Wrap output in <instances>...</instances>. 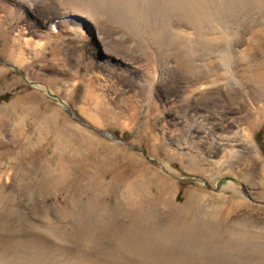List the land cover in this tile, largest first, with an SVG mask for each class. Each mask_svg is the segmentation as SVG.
Listing matches in <instances>:
<instances>
[{
  "label": "bare ground",
  "instance_id": "1",
  "mask_svg": "<svg viewBox=\"0 0 264 264\" xmlns=\"http://www.w3.org/2000/svg\"><path fill=\"white\" fill-rule=\"evenodd\" d=\"M43 1L47 0L39 4L44 6ZM56 1L69 13L52 20L50 13L33 9L38 0H0V55L24 70L25 79L34 84L33 91L0 103V144L17 140L25 145L23 152L26 148L31 153L30 143L39 154L27 152L28 157L24 154L14 169L10 167L13 173H1L0 264H58L59 258L68 264H143L159 260L155 257L159 253L175 260L184 250L196 255L201 238L213 246L231 248L235 258L229 264H234L235 239L228 236L238 232L234 230L240 223L235 217L220 218L226 212L236 211L238 217L240 213L210 202L202 187L187 190L184 201L179 200L181 186L175 178L179 170L172 161L179 160L185 169L197 173L227 176L222 191L234 183L264 185V153L255 133L264 125V0ZM69 38L82 43L73 44ZM101 45L108 54L102 55ZM84 65L87 69L82 71ZM11 72L0 63V79ZM80 83L85 91L76 102ZM217 84L227 88L224 102L246 105L244 113L222 119L216 110L206 113L193 105L198 92H208ZM46 92H54L57 102L50 101L53 106L42 109L37 93L44 99ZM72 100L81 115L72 110ZM175 104L192 107L191 114L183 119L174 115ZM220 104L224 112L226 104ZM144 111V130L154 135L149 150L160 157V150L164 152L163 167L149 165L134 151H126L129 158L112 164L121 147L104 140L96 130L108 124L132 128ZM162 115L167 121L159 124ZM28 123L35 126L33 136L26 131ZM101 143L106 144V153L100 152ZM48 145L57 158L58 181L54 183L63 191L67 186L70 195L65 209L61 205L63 212L80 202L88 206L89 218L98 215L100 219L107 196L116 194L121 202L114 218L105 217L110 224L101 230L57 228L67 238L65 247L52 246L48 229L38 224L45 217L48 200L46 175L53 170L44 157ZM243 153L245 161L240 158ZM137 160L143 166H135ZM255 160L262 164L259 181L249 171ZM108 165L114 171L106 181ZM131 165L130 172L119 170ZM81 175L85 182L79 180ZM9 179L14 182L10 188ZM99 180L107 184L100 188ZM32 189L34 204L29 200ZM193 214L201 221L195 237L185 239L181 233L163 237L168 225L179 219L188 221ZM77 223L85 225L86 220L79 217ZM146 230L161 232V241L145 243ZM221 231L229 235L220 238ZM165 243L173 247L165 248ZM50 245L60 254L47 256L54 254L47 249ZM152 255L154 260H150Z\"/></svg>",
  "mask_w": 264,
  "mask_h": 264
},
{
  "label": "rangeland",
  "instance_id": "2",
  "mask_svg": "<svg viewBox=\"0 0 264 264\" xmlns=\"http://www.w3.org/2000/svg\"><path fill=\"white\" fill-rule=\"evenodd\" d=\"M40 2H41V0H38V3L33 5V9L36 10L37 8L38 9L41 8L40 11L43 10V12H45V13H47V12L50 13L51 14L50 19H52V20H55L56 19L55 17L61 16L63 14L65 15V13L68 12L67 9L65 10V8L62 7L63 4L58 3L56 0H47L46 2L43 1L44 6L39 4ZM259 27L260 26H258L256 28H259ZM69 41L72 42L73 44L82 43L81 41H79L76 38H69ZM101 47H102V55L109 53L107 48L105 49L104 45H101ZM122 48L124 49V46H122ZM110 49L112 50L114 48H110ZM121 54L127 56V57H125V56H123V57L129 59L128 58L129 55L124 54V53H121ZM116 55L118 56L119 54L116 53ZM146 61L147 60H145L144 62H146ZM7 62L8 61L5 60L4 56L0 55V63L6 64L7 66H9L11 71H12L11 73L7 74L5 77L0 79V103L10 101L13 97H17V95H19V94H25L27 92H31L34 90V86H33L34 84L25 79V74H24L25 71L24 70L22 71L18 67H15V66L9 64V62L8 63ZM83 62H85L84 59H83ZM86 69L87 68L85 65L82 66V71H85ZM84 87L85 86L83 83H80L78 85V87H76L75 101L76 100L78 101L79 99L82 98V95L84 94V91H85ZM226 89L227 88L224 86V84H217L214 87H212L208 92H200V93L198 92L196 94L194 100H193V105L199 107V109L201 111L203 110L206 113H211L214 110H216L217 113L220 116H222V119H229V117L231 115H235V117H238L239 115L242 114V112L243 113L245 112L247 106L243 105V104H234L231 101L224 102L227 99L226 98V92H227ZM119 91L123 92V90H121V89ZM37 94L40 95L39 97H40V99H42L41 101L39 100V102H41L40 104H41L42 109H46L50 106H53L51 102H54V101L57 102L56 95L54 92H52V93L46 92V95H45L46 98H44V99H43V97H41L40 93H37ZM37 94L35 95V97L37 96ZM62 96H63V94H62ZM220 103H222V104H220ZM76 104L77 103L73 102V100L70 101L71 108H72V110L75 111L74 113L81 115L80 114L81 112L79 111ZM219 104L220 105L226 104V110L224 112H223L222 106H217ZM68 105H69V103H68ZM174 106H175L174 108L176 109V111L174 112V115L179 116V118L183 119L186 117V115H190L192 112V110H191L192 107H190V106L182 105V104H178V106L175 104ZM65 110L67 111V113H69V111L66 108H65ZM69 114L71 115L72 113H69ZM145 115H146V113L144 111V113L141 115V118H140L138 124L132 128H130V126H128L129 128H127V127L123 128V127L116 125V124H111V125L108 124L107 126H105L103 128H99L102 131L96 130V132H98L100 136H103L104 140H106L110 143L116 142L115 144H118L121 147V148H119V150H117L115 152V158L111 160L112 164H115L118 161L121 163L124 161V159L129 158V155L127 153L125 154L126 151H128V152L134 151V152L140 154L141 156H143L144 160L149 165L161 167V168L163 167L162 164L165 163L164 162L165 156L163 155L164 152L160 150V155H161V157H160L159 155H156L155 153H153L152 151L149 150L151 147L150 144H152L151 141H152L154 135L151 132L148 134L144 130L143 122L146 120ZM87 121L89 124H91V126H93L92 122H90L89 120H87ZM166 121H167V118L163 115L160 116L158 119L159 124H162V122L165 123ZM29 125L30 126L26 127V131H27V133H30V135L33 136V132H35V126H33L31 124H29ZM18 131H17V134H20V133H18ZM104 132L108 133V134L104 135ZM255 133H256V140L259 142V144H260L259 146H261V149L264 153V125L261 128H259L257 130V132H255ZM136 140H137V142H136ZM19 144H20V142H18L17 140L14 142L12 141V143L10 142L8 144L6 142L4 144H0V163H2V164H0V176H1V173L5 174L9 171H11V172L8 174L13 173L12 170L14 169L13 168L14 165L15 164L18 165L19 161L20 160L22 161L23 158L25 157V155L27 157L29 155L37 156V154H38L37 147L34 148V147H31L30 143L27 144V145H29L30 148H32L31 153H29L30 152L29 149L25 148L24 151H27L29 154V155H27V152H23V148L25 147V145H23L22 143L20 145ZM103 148H104V150H103ZM107 149L108 148H107L105 143H103V144L101 143L99 145L100 152L106 153L105 150L107 151ZM20 151H21V153H20ZM8 154H10V155H8ZM53 156H54L53 147H51L50 145L46 146V152L44 154V157L48 158V159L46 158V160L48 161L47 165H49V167L52 168L54 171L52 170V172L50 171L46 175V179H47L46 183L48 186L46 185L47 190L45 192V195H46V199H48V200H46L47 202H45V203H47V204H45L46 205V209H45V213H44L45 217L43 220L38 221V224H39V226H42V227L44 226V228L48 229V237L53 244L52 246H54V247H58V246L65 247V245L67 244V238L57 228L67 227L68 229H71V230L73 228H77L79 230H81V229L86 230L87 232H92L94 230L96 231L97 229L101 230V229H103V227H106L107 224L108 225L110 224V220L106 219L105 217L108 218V216L111 215L114 218V213L116 211L117 204L120 202V197L118 195L114 194L112 196H107L106 199H104V201H106V203H107V208L103 209V215L104 216H102V218L100 217V219H99L98 215H96L95 217L90 216V218H89V215H87V213L85 212L87 210L88 206L83 205L80 202L73 203L74 207L67 208L65 210L66 213H64L65 211L63 212V209H65V207L67 206L66 200L70 197V195L68 194V190L66 189L67 186L64 187V191H63L62 187L60 188L61 189L60 190L58 184L54 183V182L58 181L57 177H56L57 175L55 173V170L57 171L58 168L54 169V167L56 165L54 162H56L57 158L55 159V158H53ZM244 156L245 155L243 153L240 158H242L245 161L246 158H244ZM37 157H39V154ZM166 161H168V160H166ZM136 162H137V164L135 166H137V165L143 166V164H144L143 161L137 160ZM253 163H254V165L252 164V167L249 171H250L251 175L255 178V180L259 181V179H261L260 175H261L262 164L260 161H256V160ZM148 164H146V165H148ZM172 164H173L174 168L179 170V172H175L176 173L175 178L177 179L178 183L181 186L180 193L178 196L179 200L184 201L185 193L187 192V190H190L192 188L202 187L204 189V191H206L205 194L207 195V198L210 202H215L216 204L226 205L229 208L234 207L235 209H237V213L238 214L240 213V216L238 217L236 214V211L235 212L231 211L232 212L231 215L228 212H226V216L223 213L222 217L220 218V220H223V219L224 220H227V219L231 220V219L238 218L237 222L240 223L239 226L237 225L238 227L236 226L238 228V230L237 229L234 230V231H238L236 234L231 233L232 235L228 236L229 234L228 233L223 234V231H221V233H220V238H226L228 236V238H232V240L235 239V245L236 246H234L235 251L234 250L233 251H234V254H237V255H236V259H235L236 261L234 264H264V185L257 184V183L255 185L245 184V183H234L233 184L234 187L232 186V188H230V189L228 188V189H225L224 191H222V186H223V184H225L224 180L226 182V179H228L227 176H225V175L221 176V175H218L217 172H212V171L211 172L206 171L203 173H199V172L197 173L195 171L187 170L184 168L183 164L179 160H173ZM1 165H3V166H1ZM10 167L13 169H11ZM233 168H234V166H233ZM79 169L77 171L80 173L81 172L83 173V169H80V170ZM132 169H133V167L131 165V166H127L125 168L124 167L120 168L119 170L122 173H127V172H130ZM113 171H114V169L111 168L110 165H108L106 168H104V173H105L104 178L106 179V181L107 180L109 181L110 177L113 176V174H112ZM83 176H84V174H83ZM83 176L82 175L79 176L80 177L79 180L81 182H82V180H83V182H85L84 179L82 178ZM214 177H217V178H215V180H214ZM99 181H100L99 184H101V185H99L100 188H102L104 185L107 184L102 180H99ZM220 181H223V182L220 183ZM8 182H9V184L11 182V184L8 186L10 188V186L13 185L14 182L11 179H9ZM86 182H89L88 179H86ZM66 190H67V192H65ZM32 193H30V199L29 200H30V203L34 204V202H35L34 200H36V197H35V192L33 191V189H32ZM97 193L99 195L101 194V192H97ZM222 193L225 194L224 196L226 199L223 197L220 198L218 196V194H222ZM31 196H32V198H31ZM215 197L217 200H215ZM115 199H117V200H115ZM64 201H66V202L64 203ZM99 201H100V199L97 200V202H99ZM57 203L60 205V207L57 206ZM63 203H64V207L61 210L60 208L63 206ZM96 203L95 204L87 203V204L89 206L91 205L92 207H93V205H94V207L99 206V204L97 205ZM241 204H242V206H241ZM77 205H78V207H77ZM101 207H103V206L101 205ZM80 208L83 210V212L81 215H77V214H79V211H81ZM245 210H246V212L244 214H242V211H245ZM76 211H77V213H76ZM61 212L64 214H62ZM74 213H76V214L74 215ZM227 213L230 215L229 216L230 218L229 217L227 218V215H228ZM195 215L196 214H193L192 216H190L188 221H185L184 219H179V220H176L173 224L168 225L166 230H163L164 231L163 237L166 239H169L173 233H174V235L181 233L180 236H182V237L184 236L183 238H185V239L190 238L192 235L195 237V233L197 232L196 225L201 223V221L198 220L199 217H195ZM79 217L86 220V224H85L86 227H85V225H82V224H79V226H77V224H78L77 220L79 219ZM207 218H209V217H207ZM81 222H82V220H81ZM94 226L96 229L94 228ZM107 228H109V226H107ZM146 231L143 233L144 238H145L144 241H146L145 243H148V242L153 243L152 239L153 240H157V239L159 240L160 239V241H161V239H162L161 238L162 237L161 232L153 231V230H151V232H150V230H149V232H148V230H146ZM56 236L58 239L56 238ZM235 236H236V238H235ZM104 239H107V237H105ZM198 240L200 241V244H197L199 247H197L198 249L196 250V253H197L196 255L194 253L189 252L188 250H184V251H181L179 259L173 260V258H170V256L165 257L162 255L163 253H159L158 255L157 254L155 255V257L159 260L152 261L151 263H147L145 261L146 263L143 262V264H206V263L207 264H211V263L212 264H229L231 262L230 258H233V256L230 253L231 248L227 249L226 245H219V246L216 245L218 247H216L215 245L213 246L212 244L207 243L202 238L198 239ZM160 241H159V244H160ZM190 242H193V241H190ZM167 243H165V246H164L165 248L166 247L167 248L173 247V245H171V244L168 245ZM89 245H90V243H88V246ZM201 245H203V246H201ZM208 245L211 248H208ZM52 246L50 245L49 247H47V249H49V250L53 249ZM187 246H190V244L185 245L184 248L188 249ZM221 248H224V250H226V251H224ZM57 251L58 250L53 249V251H51V252H54V254H51V256L49 254H46V255L49 257H55V255L57 256V254H60ZM183 252L187 255L182 254ZM166 254H169V253H166ZM196 256H198V257L196 258ZM186 257H188L189 259H187ZM193 259H194V261H193ZM195 259L197 261H195ZM150 260H154L153 255H152ZM59 261L61 263L63 262L62 264H68V262H66L67 260H60V258L57 259L55 261V263L56 262L58 263ZM60 262L58 264H61ZM127 264H130V263L128 262ZM134 264H138V263H134Z\"/></svg>",
  "mask_w": 264,
  "mask_h": 264
},
{
  "label": "water",
  "instance_id": "3",
  "mask_svg": "<svg viewBox=\"0 0 264 264\" xmlns=\"http://www.w3.org/2000/svg\"><path fill=\"white\" fill-rule=\"evenodd\" d=\"M223 181H220V183H222Z\"/></svg>",
  "mask_w": 264,
  "mask_h": 264
}]
</instances>
